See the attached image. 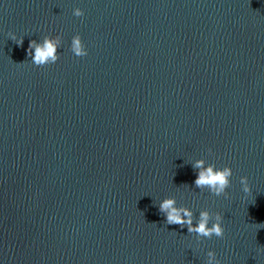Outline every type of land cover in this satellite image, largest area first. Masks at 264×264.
<instances>
[{"label": "water", "instance_id": "water-1", "mask_svg": "<svg viewBox=\"0 0 264 264\" xmlns=\"http://www.w3.org/2000/svg\"><path fill=\"white\" fill-rule=\"evenodd\" d=\"M0 80L99 264H264V0H0ZM197 159L231 167L227 198L194 186ZM170 197L224 237L167 225Z\"/></svg>", "mask_w": 264, "mask_h": 264}, {"label": "clouds", "instance_id": "clouds-1", "mask_svg": "<svg viewBox=\"0 0 264 264\" xmlns=\"http://www.w3.org/2000/svg\"><path fill=\"white\" fill-rule=\"evenodd\" d=\"M73 15L82 17L84 12L80 8H75ZM8 36L18 45H22L23 38L18 40L12 32H9ZM61 44L62 39L59 35L55 37L44 36L39 43L36 40H31L28 46V56L31 58L32 64L37 67H43L56 63L60 59L58 49ZM70 51L76 57H84L88 54L79 34L72 37ZM209 152H211L210 149ZM191 165L194 171L197 172L194 181L196 188L201 191L207 190L210 194L217 197H228L226 190L231 185L230 178L233 174L231 167L217 168L215 164L207 163L205 159H197ZM240 184L244 193L247 194L251 191L247 176L240 177ZM157 206L159 212L166 217L165 223L167 225H178L181 229L186 227L189 234H196L198 241L201 239H212L213 236L221 239L224 237L225 229L222 224L224 217L219 212L211 213L206 209L201 210L198 219L194 223L193 211L185 206H177L175 197L165 198ZM206 257L205 264H221L213 250L207 251Z\"/></svg>", "mask_w": 264, "mask_h": 264}]
</instances>
